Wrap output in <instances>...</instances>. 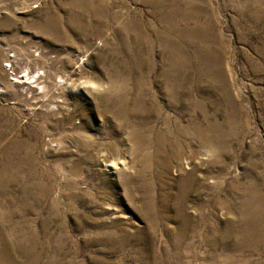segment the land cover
I'll use <instances>...</instances> for the list:
<instances>
[{
  "label": "rangeland",
  "instance_id": "374dc122",
  "mask_svg": "<svg viewBox=\"0 0 264 264\" xmlns=\"http://www.w3.org/2000/svg\"><path fill=\"white\" fill-rule=\"evenodd\" d=\"M0 264H264V0H0Z\"/></svg>",
  "mask_w": 264,
  "mask_h": 264
},
{
  "label": "built area",
  "instance_id": "2783aa9c",
  "mask_svg": "<svg viewBox=\"0 0 264 264\" xmlns=\"http://www.w3.org/2000/svg\"><path fill=\"white\" fill-rule=\"evenodd\" d=\"M5 68H7V70H10V72L12 71L10 65L8 64Z\"/></svg>",
  "mask_w": 264,
  "mask_h": 264
},
{
  "label": "bare ground",
  "instance_id": "6f19581e",
  "mask_svg": "<svg viewBox=\"0 0 264 264\" xmlns=\"http://www.w3.org/2000/svg\"><path fill=\"white\" fill-rule=\"evenodd\" d=\"M24 78H25V77H24ZM38 78H39V77H38ZM38 78H37V80H36V81H38ZM36 81H35V82H36ZM37 88H38V87H37Z\"/></svg>",
  "mask_w": 264,
  "mask_h": 264
}]
</instances>
